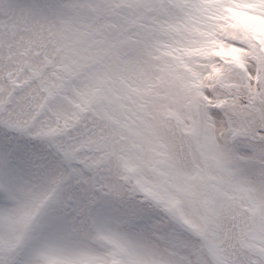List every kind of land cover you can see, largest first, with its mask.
<instances>
[{"label":"snow or ice","instance_id":"obj_1","mask_svg":"<svg viewBox=\"0 0 264 264\" xmlns=\"http://www.w3.org/2000/svg\"><path fill=\"white\" fill-rule=\"evenodd\" d=\"M0 264H264V0H0Z\"/></svg>","mask_w":264,"mask_h":264}]
</instances>
